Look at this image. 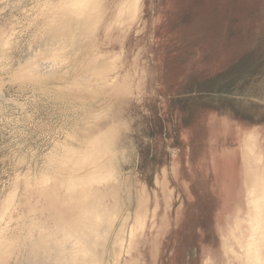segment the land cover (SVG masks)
<instances>
[{
    "label": "rangeland",
    "instance_id": "obj_1",
    "mask_svg": "<svg viewBox=\"0 0 264 264\" xmlns=\"http://www.w3.org/2000/svg\"><path fill=\"white\" fill-rule=\"evenodd\" d=\"M0 43V264H264V0H0Z\"/></svg>",
    "mask_w": 264,
    "mask_h": 264
},
{
    "label": "bare ground",
    "instance_id": "obj_2",
    "mask_svg": "<svg viewBox=\"0 0 264 264\" xmlns=\"http://www.w3.org/2000/svg\"><path fill=\"white\" fill-rule=\"evenodd\" d=\"M1 42H2V40H1ZM0 44H1V43H0ZM4 44H5V43H4ZM53 48H54V47H53ZM55 49H57V48L55 47ZM55 49H54V50H55ZM49 52H50V51H49ZM29 54H30V52H29ZM25 57H26V56H25ZM46 57H47V56H46ZM24 59H25V58H24ZM45 67H46V66H45ZM249 152H250V147H249V145H248L247 143H245V153L248 154ZM95 168H96V167H94V169H95ZM86 169L88 170V168H86ZM86 169H85V170H86ZM89 169H90V167H89ZM98 169H99V168H98ZM98 169H97V171H98ZM92 170H93V169H92ZM89 171H90V170H89ZM99 171H100V169H99ZM89 173H90V172H89ZM93 174H94V172H93ZM90 176H91V174H90ZM249 180H250V179H249ZM249 180H248V183H249ZM250 181H251V180H250ZM251 191H252V190H251ZM83 195H84V193H83ZM83 195H82V196H83ZM80 196H81V194H80ZM84 196H85V195H84ZM70 197L72 198V196H70ZM77 197H78V196H77ZM115 197H116V195H115ZM71 198H70V199H71ZM78 198H79V197H78ZM78 198H77V199H78ZM82 198H83V197H82ZM82 198H81V200H82ZM86 198H87V197H86ZM79 199H80V198H79ZM84 199H85V198H84ZM84 199H83L82 201H84ZM115 199H117V197H116ZM71 200H72V199H71ZM71 200H70V201H71ZM77 201H78V200H76V201L74 200V202H77ZM67 202H69V200H68ZM85 202H86V201H85ZM71 203H72V202H71ZM116 203H117V202H116V200H115V204H116ZM74 204H75V203H74ZM76 204H77V203H76ZM83 204H84V203H83ZM96 205H97V204H96ZM71 206H72V204H71ZM73 206H74V205H73ZM77 206H78V205H77ZM83 206L86 208L85 205H83ZM88 206H89V205H88ZM4 207H5V206H4ZM75 208H76V205H75ZM114 208H115V207H114ZM2 209H3V208H2ZM76 209H77V208H76ZM78 209H79V208H78ZM115 209H116V208H115ZM4 210H5V209H3L0 213H3ZM85 210H86V209H85ZM113 210H114V209H113ZM114 211H116V210H114ZM75 212H76V211H75ZM77 213H78V212H77ZM95 213H96V211H95ZM112 213L114 214L115 212H112ZM118 213H119V212H118ZM118 213H115V214H118ZM28 214H31V213H28ZM79 214H80V213H79ZM83 214H84V213H83ZM73 215H74V214H73ZM73 215H72V216H73ZM77 215H78V214H77ZM77 215L75 214V217H76ZM95 215H96V214H95ZM90 216H91V215H90ZM99 216H100V215H99ZM111 216H112V215H111ZM114 216H115V215H114ZM33 217H34V216H33ZM67 217H68V216H67ZM75 217H73V218H75ZM96 217H97V216H95V219H96ZM77 218H78V217H77ZM23 219H24V218H23ZM71 219H72V218H71ZM79 219H80V218H79ZM84 219H85V218H84ZM95 219H93V220H95ZM106 219H108V218H106ZM67 220H68V219H66V222H67ZM88 220H89V219H88ZM88 220H84V221L80 220L81 222L78 220V221L80 222V224H78V229H77V230H78V231H79V230L83 231V229H84L85 227H87L88 225H90L89 222H88V224H87V221H88ZM27 221H28V220H27ZM64 221H65V220H64ZM68 221H69V220H68ZM71 221H74V220H71ZM78 221H77V222H78ZM96 221H97V220H96ZM28 222H29V221H28ZM28 222H26V224H27ZM92 222H93V221H92ZM92 222H91V224H92ZM94 222H95V221H94ZM94 222H93V223H94ZM104 222H107V220L104 221ZM67 223H68V222H67ZM24 224H25V223H24ZM65 224H66V223H65ZM75 224H76V223H75ZM99 224H100V223H99ZM67 225H68V224H67ZM71 225L73 226V224H71ZM71 225H70V226H71ZM20 227H21V226H20ZM27 227H29V226H27ZM90 227H91V226H90ZM23 228H24V227H23ZM66 228H67V227H66ZM71 228H72V227H71ZM64 229H65V228H64ZM85 229H86V228H85ZM67 230H68V228H67ZM70 230H72V229H70ZM87 230L90 231L88 228H87ZM38 231H39V230H38ZM88 231H87V232H88ZM93 231H94V230H93ZM25 232H26V231H25ZM25 232H24V235L26 234ZM70 232H71V231H70ZM87 232H86L85 234H88ZM91 232H92V231H91ZM27 233H28V232H27ZM42 233H43V231H42ZM44 233H45V232H44ZM78 234H79V233L76 232L75 230L72 231V235H73L75 238L80 237V234H79V235H78ZM10 235H11V234H10ZM26 235H27V234H26ZM51 235H52V234H51ZM90 235H91V234H90ZM8 236H9V235H8ZM12 236H14V235H12ZM22 236H23V235H22ZM70 236H71V235H70ZM70 236H69V237H70ZM37 237H38V236H37ZM44 237H46V236H44ZM48 237H50V236H48ZM93 237H94V236H93ZM9 238H11V237H9ZM41 238H43V237H41ZM82 238H83V236H82ZM91 238H92V237H91ZM91 238H90V239H91ZM20 239H21V238H20ZM51 239H52V238H51ZM54 239H55V238H54ZM73 239H74V238H73ZM80 239H81V238H80ZM1 240H2V238H1ZM6 240H7V239H6ZM6 240H5V241H6ZM82 240H83V239H82ZM5 241H4V242H5ZM7 241H8V240H7ZM28 241H29V240H28ZM38 241H39V240H38ZM40 241H41V240H40ZM48 241L50 242V240H48ZM1 242L3 243V241H1ZM10 242H11V240H10ZM14 242H15V240H14ZM16 242H17V240H16ZM62 242H63V241H62ZM80 242H81V241H80ZM30 243H31V242H30ZM69 243H70V242H69ZM8 244H11V243L8 242ZM18 244H19V243H18ZM37 244H38V243H37ZM114 244H115V242H114V237H113V239H112V245H111V249H110V252H111V253H110V256L113 254V245H114ZM4 245H5V243H4ZM12 245H13V242H12ZM16 245H17V244H16ZM67 245H68V244H67ZM82 245H83V244H82ZM27 246H28V245H27ZM33 246H34V245H33ZM35 246H38V245H35ZM71 246H73V245H71ZM8 247H11V246H10V245L8 246V245L6 244V246L3 247V245L0 244V254H1V253H5V251L7 252V248H8ZM13 247H15V246H12V249H13ZM39 247H40V246H39ZM41 247H42V246H41ZM66 247H67V246H66ZM16 248H17V246H16ZM30 248H31V247H30ZM30 248H28V249H30ZM44 248H46V247H44ZM58 248H59V247H58ZM67 248H68V247H67ZM10 249H11V248H10ZM10 249H8V251H9ZM32 249H33V247H32ZM71 249H72V248H71ZM30 250H31V249H30ZM30 250H29V251H30ZM34 250L37 252V248H36V249H33L32 251L34 252ZM42 250H44V249H42ZM45 250H46V249H45ZM55 250H56V249H55ZM65 250H66V249H65ZM75 250H76V249H75ZM81 250H82V249H81ZM96 250H97V248H96ZM32 251H31V252H32ZM48 251H49V250H48ZM48 251H47V252H48ZM86 251H87V250H86ZM10 252H13V250L10 251ZM10 252H9V253H10ZM17 252H18V251H17ZM27 252H28V251H27ZM33 252H32V253H33ZM7 253H8V252H7ZM7 253H6V254H7ZM28 253H30V252H28ZM80 253H81V252H80ZM80 253H78V254H80ZM90 253H91V252H90ZM99 253H100V252H99ZM99 253L97 252L96 255H94V254H90V257L93 258V260H92V259H88V260H87V259H85V258H82V255H81V257L79 258V260L76 259L77 261H76L74 264H94L95 261H96L95 264H105L106 262H105V259L102 257L103 255H102V254H99ZM6 254H3V257L5 256V258H6L7 255H9V254H7V255H6ZM34 254H35V253H34ZM86 254H87V252H86ZM106 254H107V253H106ZM11 255H12V254H11ZM11 255H10V256H11ZM26 255H27V254H26ZM28 255H29V254H28ZM37 255H38V254H37ZM43 255H44V254H43ZM92 255H94V256H92ZM0 256H1V255H0ZM31 256H32V255H31ZM3 257H2V258H3ZM13 257H14V256H13ZM32 257H33V256H32ZM83 257H84V255H83ZM85 257H86V256H85ZM88 257H89V256H88ZM8 258H10V257H8ZM26 258H28V257H26ZM29 258H30V256H29ZM29 258H28V259H29ZM3 259H4V258H3ZM41 259H42V258H41ZM5 260H6V259H5ZM32 260H33V259H32ZM0 261H1V260H0ZM22 261H23V260H22ZM25 262H26V261H25ZM61 262H62V261H61ZM70 262H71V261H70ZM27 263H28V262H27ZM54 264H55V263H54ZM68 264H69V263H68ZM234 264H241V263H240V262H236V263H234ZM249 264H258V262H257V261H254V262H251V263H249Z\"/></svg>",
    "mask_w": 264,
    "mask_h": 264
}]
</instances>
